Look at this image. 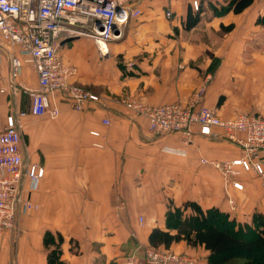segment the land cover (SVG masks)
I'll return each instance as SVG.
<instances>
[{
	"label": "crops",
	"instance_id": "0c3cea01",
	"mask_svg": "<svg viewBox=\"0 0 264 264\" xmlns=\"http://www.w3.org/2000/svg\"><path fill=\"white\" fill-rule=\"evenodd\" d=\"M192 1H141V14L121 39L105 45V54L88 37L63 41L62 58L76 68L71 82L100 100L76 110L58 95L55 117L29 112L26 88L38 89L37 72L20 55L13 80L11 53L0 35V129L9 114L27 112L20 120L22 195L36 204L18 211L14 227L0 236V264H148L149 233L165 228L167 210L188 200L246 220L254 212L264 215L261 175L237 167L243 185L238 189L202 163L241 155L221 128L205 136L194 126L188 140L179 131L157 134L147 116L126 106L129 100L151 106L188 102L204 87L200 104L223 118L264 114V26L257 23L264 0L240 13L221 10L230 0H198L200 20L186 30L188 10L195 12ZM230 23L233 30L221 32V24ZM32 164L44 170L35 190L26 168ZM170 249L194 254L203 264L209 253L183 241Z\"/></svg>",
	"mask_w": 264,
	"mask_h": 264
},
{
	"label": "built area",
	"instance_id": "2783aa9c",
	"mask_svg": "<svg viewBox=\"0 0 264 264\" xmlns=\"http://www.w3.org/2000/svg\"><path fill=\"white\" fill-rule=\"evenodd\" d=\"M141 1L0 0V35L11 53L12 79L15 80L23 63L20 55L33 64L38 75V89L26 88L31 98L29 112L38 116H57L59 108L55 99L58 95L67 98L76 110L84 109L89 101H99L97 93L71 82L76 68L62 58L63 41L88 37L105 54L107 49L103 46L121 39L130 20L141 14ZM192 5L197 10L199 1L193 0ZM165 14L168 18L173 15L171 10ZM2 56L0 49V68ZM204 92V87L200 88L188 102L151 106L140 100H129L126 106L147 116L150 129L157 134L179 131L188 140L194 126H198L205 136H212L216 128H221L228 140L240 147L241 155L226 160L202 158V163L220 171L225 181L238 189L243 185L236 180L240 175L237 167L244 171L253 170L264 179V114L243 112L223 118L215 109L200 104ZM26 114V111L9 114L5 127L0 129V236L14 227L18 211L26 213L36 207L30 198L22 195L25 167L21 154L20 120ZM103 121L110 124L108 118ZM92 133L99 134L98 131ZM26 168L30 189L35 190L44 170L37 164ZM229 202L234 206L233 198H229ZM145 258L148 264H203L187 251L151 246L145 249Z\"/></svg>",
	"mask_w": 264,
	"mask_h": 264
},
{
	"label": "trees",
	"instance_id": "16d2710c",
	"mask_svg": "<svg viewBox=\"0 0 264 264\" xmlns=\"http://www.w3.org/2000/svg\"><path fill=\"white\" fill-rule=\"evenodd\" d=\"M253 2L230 0L221 10L240 13ZM200 14V5L195 12L188 10L184 28L196 26ZM257 23L264 26V16ZM233 28V23L220 27L224 33ZM182 241L190 247H204L209 252L205 264H264V215L254 212L249 221H240L218 207L204 209L198 202L188 200L170 207L165 215V228L155 227L148 236L150 246L158 249H170Z\"/></svg>",
	"mask_w": 264,
	"mask_h": 264
},
{
	"label": "rangeland",
	"instance_id": "374dc122",
	"mask_svg": "<svg viewBox=\"0 0 264 264\" xmlns=\"http://www.w3.org/2000/svg\"><path fill=\"white\" fill-rule=\"evenodd\" d=\"M262 35H264V33H262ZM250 171H253V170H250ZM237 218V217H236ZM237 219H239L240 221H249V220H246V219H241V218H237ZM206 260H207V256H206V258H205Z\"/></svg>",
	"mask_w": 264,
	"mask_h": 264
},
{
	"label": "bare ground",
	"instance_id": "6f19581e",
	"mask_svg": "<svg viewBox=\"0 0 264 264\" xmlns=\"http://www.w3.org/2000/svg\"><path fill=\"white\" fill-rule=\"evenodd\" d=\"M103 47L106 49V46L105 45Z\"/></svg>",
	"mask_w": 264,
	"mask_h": 264
}]
</instances>
